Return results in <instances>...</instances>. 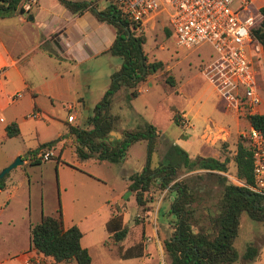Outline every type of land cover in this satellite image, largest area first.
Here are the masks:
<instances>
[{
  "label": "rangeland",
  "instance_id": "1",
  "mask_svg": "<svg viewBox=\"0 0 264 264\" xmlns=\"http://www.w3.org/2000/svg\"><path fill=\"white\" fill-rule=\"evenodd\" d=\"M95 2L99 7H106L110 4L107 0H93L94 4ZM144 22L145 24L141 28L146 36L144 49L149 60L160 59L163 62V67L150 74L144 82L138 85L137 88L140 89V92L132 97L131 106H128L124 101L127 90L121 88L117 91L113 97L111 110L114 114H119L120 118L117 121L116 128L111 130H116L122 134L123 129L134 128L144 121L153 123L156 129L159 130L160 136H158L155 148L151 153L150 162L152 166L164 163L163 155L166 154L167 147L175 144V141L180 139L182 143L185 142L187 153L191 157H196L198 155L196 153L199 152L201 155H217L220 159H228L227 169L223 174L229 180L240 183L235 173L233 154L239 139L249 143L248 138L243 135L248 128L244 120L238 121L235 117L236 113L226 108L224 100L200 72L201 66L215 57L213 47L208 42L189 48L176 44L173 31L168 22L167 11L163 6L151 11L145 17ZM115 63L120 64V58L116 55L109 56L106 54L81 63L77 69L79 73L77 87L82 88L80 95L83 97V107L80 105L76 108V116L69 118L68 113L70 111L59 100L53 102L55 107L52 106L53 109L50 113L39 111V116H33L32 113L35 112H30V116H26L22 120L18 135L7 139L0 138V162L12 155H14L12 160L16 156L23 159L26 157L25 153L28 149L34 148L45 141L55 140L58 144L60 137L68 134L66 119L72 125L87 126V120L89 115L93 113L94 104L100 99L106 88L105 85H107L104 76L98 74L103 73L104 68L109 71L112 70L116 67ZM258 68L260 72H264V63L259 62ZM81 71L92 73L87 79L88 86L84 85L86 81ZM188 99L189 103L185 106V109L189 110V117L193 126L187 127L185 126L186 123L180 120L179 123L173 121L172 109L174 106H182ZM261 107H264L262 101ZM194 113H196L195 116ZM207 126L210 129L203 131V127ZM220 126L224 129L219 128ZM67 140V143H72L71 136ZM146 146L147 142L145 140L134 142L128 147V154L123 162H111L108 160L97 161L92 158L79 160L73 147L69 145L63 148L58 157L60 148L57 145L56 154H53L49 160L27 165L17 164L12 169V173H19L22 168L27 170L32 190V208L34 212L39 210L42 200L45 209H50L52 205L59 203L61 198L65 202L68 191H74L76 195L83 194L86 189L85 186L77 181H72L73 175L84 176L85 173L83 172L87 171L101 177L105 183H100V185L107 192V199L113 201L112 199H119L120 197L124 201L121 211L124 222L129 227L128 237L125 240H129L133 235L132 230L139 231L141 223L137 221L143 217H140L139 214L135 215L139 207L135 204V198L133 199L132 192L125 183L130 174L140 171L144 166ZM73 165L78 166L83 171L78 169L76 171L72 168ZM196 171L185 172L184 169H180L178 178ZM164 189L160 188L157 182H153L146 193L147 202H151V205L143 207L149 211L153 207L157 209L156 220L148 221L146 229H150L152 224L156 225L162 236L170 233L171 220H173V215L170 212L167 213L169 208L161 205V202L168 200L169 190ZM163 191L164 194L161 195ZM216 193V186H213L211 194L215 196ZM161 198L162 201H160ZM58 212H55V214L57 215ZM95 216L98 215L95 214ZM32 219L35 223L40 220H36L35 216ZM192 228L197 230L196 225L192 224ZM100 233L102 235L106 233L104 224L94 226L84 238V242L88 240L91 243H97L95 244L96 247L92 249L94 264L98 263L96 262L98 259L102 260V257L106 260L99 262L100 264H127L128 262L165 264L164 252L160 253L161 256L157 263L154 261L156 257L154 253L151 256L133 257L129 261H121L119 257L111 255L110 248L103 243H98ZM145 236V234L142 235L143 238ZM12 238L6 231L0 230V247L4 250L11 249L13 243L10 246L9 241ZM249 241H253L257 245L262 244V250L264 251L262 223L249 217L246 212H242L240 214L239 231L234 244L241 253ZM100 249L104 252V256L98 254ZM238 263L245 264L243 259H238L231 264Z\"/></svg>",
  "mask_w": 264,
  "mask_h": 264
},
{
  "label": "trees",
  "instance_id": "2",
  "mask_svg": "<svg viewBox=\"0 0 264 264\" xmlns=\"http://www.w3.org/2000/svg\"><path fill=\"white\" fill-rule=\"evenodd\" d=\"M23 0H0V16L24 12ZM73 13L90 8L96 17L115 27L116 35L107 49L111 55L120 58L119 67L110 74L109 84L101 98L94 104L87 126L81 127L68 123V133L73 135L74 151L79 159L94 158L121 162L127 149L133 142L145 140L147 152L144 166L140 171L128 176V189L133 193L136 203L144 207L147 191L153 182L160 188L173 187L174 198L169 212L173 215L171 231L162 236V248L165 264H231L243 259L245 264H253L259 259L262 244L253 241L246 243L240 253L235 244L239 231L240 214L246 212L249 217L260 221L264 230V192L253 189V156L250 143L239 139L233 154L235 173L241 183L227 178L223 172L227 169L228 159L212 155L190 157L178 144H171L163 155L164 163L152 166L151 153L155 148L160 132L153 123L144 121L134 128L122 130V138L109 139V131L116 128L118 114L111 112L114 94L121 88L127 91L124 101L131 106V99L137 95V87L148 76L163 67L160 59L149 60L144 49L146 36L137 24L128 19L112 5L98 8L92 1L59 0ZM262 18L253 27L254 35L261 41L264 50V4L260 7ZM172 81V79H170ZM179 112L173 108V120L179 123ZM250 125L264 135V112L247 115ZM19 132L15 121L5 126V135L13 136ZM55 140L38 144L28 150L31 162H40L36 152L44 147H52ZM66 142H63L65 145ZM60 147L58 157L63 149ZM195 173L178 178L179 170ZM4 176L0 178V188L5 186ZM213 186L217 193L212 195ZM57 215L43 214L40 220L30 224V247L54 263L75 260L76 264H89L91 255L80 242L82 231L73 223L64 228L61 210ZM192 224L197 226L193 231ZM109 237L104 241L108 246L115 245L121 257L141 256L144 253L143 241L128 246L120 242L127 233L121 212L113 211L105 222Z\"/></svg>",
  "mask_w": 264,
  "mask_h": 264
},
{
  "label": "crops",
  "instance_id": "3",
  "mask_svg": "<svg viewBox=\"0 0 264 264\" xmlns=\"http://www.w3.org/2000/svg\"><path fill=\"white\" fill-rule=\"evenodd\" d=\"M87 1H92L93 3V0ZM95 5L97 6L96 2ZM97 7L100 9L105 8ZM115 35L114 25L105 20L98 19L90 8H86L80 13H73L59 0H38L29 10L0 16V138L7 139L19 134L18 132L13 136L5 135V126L8 122L15 121L20 130L24 117H29L32 111L35 112L32 113V115L36 114L35 116H39V111L52 112V106L55 107L53 102L56 100L61 101L66 109L70 111L68 114H72L75 117L76 108L80 105L83 107V97L80 95L82 88L77 87L79 75L77 69L81 63L96 59L100 55L114 56L108 53L107 49ZM259 62L258 59H255L257 66ZM115 64L116 67L112 70L109 71L107 68H104V72L98 74L104 76V80L107 82L105 83L107 84L105 85L106 87L109 84L110 74L120 65ZM261 72H258L257 78L260 98L264 103V72ZM89 75H92V73L83 72L82 74L86 81L84 82L86 86L89 84L87 81ZM108 77L109 79H107ZM137 90L140 92L139 88ZM261 101L257 112H264V107H261ZM188 103L189 99L180 107L174 106L178 110L179 115L185 116V126L187 127L193 126L190 121L189 110L185 109ZM195 115L196 113H194ZM118 116L120 118L119 114ZM235 117L238 121L244 120L247 128L250 126L247 116L235 114ZM66 122L67 124H71L67 119ZM219 128L224 129L222 126ZM209 129L207 126L203 127L202 130L207 131ZM215 130L217 131V129ZM70 136L72 140L73 135L68 133L64 137H60L58 144L55 142L52 146L54 155L56 154L57 145L60 148L64 141H68L67 138L69 139ZM175 142L187 151L184 141L182 143L180 139H177ZM66 145L72 146L74 150L73 143L66 142L63 148ZM28 150L25 153L26 157L19 164L27 165L36 162H31L32 158L28 154ZM196 154H198L197 156H203L199 152ZM13 156H8L2 160L0 162V169L12 161ZM213 156L217 157V155ZM94 160L103 161L107 159ZM72 168L76 171H83L75 165ZM12 169L14 167L4 175L3 181L5 186L0 188V230L6 231L10 237H13L9 241L10 246L12 243L13 245L11 249L6 250L0 247V264H26L28 259L33 260L35 258L39 260V264H56L51 257L44 256L30 247V224L35 223L32 219L33 216L37 218L36 220H39L43 214L56 215L55 212H58V208L61 210L64 228L75 223L82 231L80 242L88 249L91 255L89 264H94L92 249L96 247L95 244L97 243H91L88 240L84 242V238L96 225L104 224L106 229L105 222L114 210L122 213L121 206L124 204L122 198L119 197V199L115 198L112 199L113 201H109L106 197L107 192L100 185V183H105L103 179L85 171L83 172L85 173L84 176L73 175L72 177V181H77L85 186L86 189L83 191V194L76 195L74 191H68L65 202L61 198L59 203L52 205L50 209H45L42 200L39 210L34 212L32 208V190L27 170L22 168L21 172L13 174ZM128 182L129 179L127 177L126 186ZM167 189L169 190L168 200L161 202V205L170 208L171 201L174 198V190L173 187H167ZM164 191L161 195L164 194ZM131 195L134 199L133 193ZM160 201H162V198ZM135 204L138 205L136 201ZM145 205L150 206L151 202H146ZM138 207L135 215L139 214L140 217H143L137 221L141 223V227L139 231L132 230L133 235H131L129 240H125L129 233V227H127V233L120 243L123 246H128L142 240L144 245L143 255L133 257L151 256L154 253L156 256L154 261L157 263L161 256L160 253H163L162 234L157 230L156 225L153 224L150 226V229H146L148 221L152 222L153 219L156 220L157 209L153 207L149 211L144 209L145 207L143 208L139 205ZM95 214L98 216H95ZM143 234L146 235L145 238L142 237ZM99 236L98 243H103L110 248L111 255L119 257L121 261H129V259L133 258L119 256L115 245L108 246L104 242L109 237L107 229L104 235L100 233ZM98 254L104 256V252L101 249L98 250ZM103 260L105 261L106 259L102 257V260L98 259L96 261L98 263L95 264H100L99 262ZM138 263L128 262L127 264ZM57 264H76V262L72 260ZM253 264H264V251L262 247L259 259L255 260Z\"/></svg>",
  "mask_w": 264,
  "mask_h": 264
},
{
  "label": "built area",
  "instance_id": "4",
  "mask_svg": "<svg viewBox=\"0 0 264 264\" xmlns=\"http://www.w3.org/2000/svg\"><path fill=\"white\" fill-rule=\"evenodd\" d=\"M107 1L135 22L138 29L151 11L163 6L176 44L189 48L208 42L213 47L215 57L204 63L200 72L224 100L226 108L242 116L257 112L261 98L255 59L264 63V50L253 27L262 18L260 7L264 0ZM37 2L23 0L22 7L29 10ZM178 117L185 123L184 115ZM243 135L252 148L255 185L251 187L264 192V135L252 125ZM53 154V147H44L36 156L48 160ZM26 264H39V260L28 259Z\"/></svg>",
  "mask_w": 264,
  "mask_h": 264
},
{
  "label": "water",
  "instance_id": "5",
  "mask_svg": "<svg viewBox=\"0 0 264 264\" xmlns=\"http://www.w3.org/2000/svg\"><path fill=\"white\" fill-rule=\"evenodd\" d=\"M32 17V16H30ZM122 137V134L116 130H110L109 131V139H120ZM22 162V158L20 156H16L11 162H9L7 165L3 166L0 169V178L3 177L6 173L9 172V170L14 167L15 165ZM193 229V228H192ZM196 231V230H193Z\"/></svg>",
  "mask_w": 264,
  "mask_h": 264
}]
</instances>
